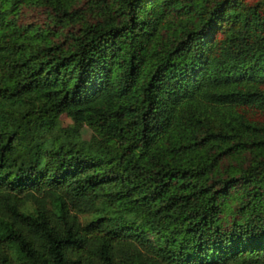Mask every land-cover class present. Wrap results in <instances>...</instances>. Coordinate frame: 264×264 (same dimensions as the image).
I'll use <instances>...</instances> for the list:
<instances>
[{"label": "trees", "instance_id": "obj_1", "mask_svg": "<svg viewBox=\"0 0 264 264\" xmlns=\"http://www.w3.org/2000/svg\"><path fill=\"white\" fill-rule=\"evenodd\" d=\"M0 264H264V0H0Z\"/></svg>", "mask_w": 264, "mask_h": 264}, {"label": "rangeland", "instance_id": "obj_2", "mask_svg": "<svg viewBox=\"0 0 264 264\" xmlns=\"http://www.w3.org/2000/svg\"><path fill=\"white\" fill-rule=\"evenodd\" d=\"M82 3V2H81ZM79 2V4H81ZM24 12H22L21 17H23L24 20H42L44 17V11L41 9H32V8H24ZM45 122H47L51 127H58V126H64L70 122L69 117L65 113H61L57 116L55 119H46ZM80 138L87 139L90 134V129L83 125L79 131ZM147 238L151 239V236L147 235Z\"/></svg>", "mask_w": 264, "mask_h": 264}]
</instances>
